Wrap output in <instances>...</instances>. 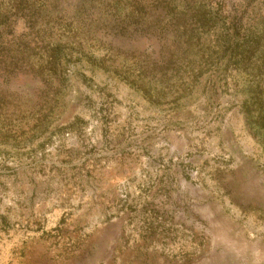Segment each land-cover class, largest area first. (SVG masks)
Returning a JSON list of instances; mask_svg holds the SVG:
<instances>
[{
    "label": "rangeland",
    "instance_id": "rangeland-1",
    "mask_svg": "<svg viewBox=\"0 0 264 264\" xmlns=\"http://www.w3.org/2000/svg\"><path fill=\"white\" fill-rule=\"evenodd\" d=\"M0 264H264V0H0Z\"/></svg>",
    "mask_w": 264,
    "mask_h": 264
}]
</instances>
